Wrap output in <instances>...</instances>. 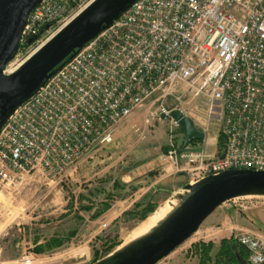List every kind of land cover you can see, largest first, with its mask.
Returning a JSON list of instances; mask_svg holds the SVG:
<instances>
[{"label":"built area","instance_id":"built-area-1","mask_svg":"<svg viewBox=\"0 0 264 264\" xmlns=\"http://www.w3.org/2000/svg\"><path fill=\"white\" fill-rule=\"evenodd\" d=\"M86 1L41 0L18 42L65 23ZM141 107L146 128L133 131L144 139L164 127L160 162L191 184L232 169L264 171V0H134L0 126V181L65 173L113 142ZM173 110L204 135L187 150L177 145L184 133ZM212 127L222 144L211 156L200 142ZM230 237L247 251V264H264L263 235L235 230Z\"/></svg>","mask_w":264,"mask_h":264},{"label":"rangeland","instance_id":"rangeland-1","mask_svg":"<svg viewBox=\"0 0 264 264\" xmlns=\"http://www.w3.org/2000/svg\"><path fill=\"white\" fill-rule=\"evenodd\" d=\"M92 1L87 0L84 2V5H81L73 11L71 17L65 23L54 24L51 28L49 27L50 29L47 32L39 36L38 39H33L31 43H22L19 41L16 51L8 62L7 73L10 74L17 70L23 64V61L44 45ZM10 70L13 71L8 72ZM144 113V107L136 109L117 128H122L124 126L123 124L126 125L128 122L134 121V119L140 120L143 123ZM120 128L118 129L119 132L121 130ZM125 130L126 132H122L124 137L123 141H121L120 136L119 142L116 140L115 136L118 133L116 134L117 131H115L113 142L105 146L99 145L96 147L99 149V154H101L95 155L97 156V161H100L104 157L105 159L100 163L108 164L112 160V155L118 156L128 149H132L135 145L140 147V144L145 141L139 139L137 133H134L131 129L126 128ZM163 130L165 129L156 126L154 131L156 133H162ZM211 131L215 133L213 127ZM128 136L129 138H127ZM163 147L164 145L161 146L160 152L163 151ZM218 148L219 143H217ZM100 163L96 162L95 166L99 167L101 165ZM44 177L45 175L35 173L30 176H25L22 181L14 183L0 181V264H111L120 260L119 257L113 256L111 253L116 246L122 243V240L130 231L145 220L150 213L155 211L164 200L180 197L183 194L179 195V193L184 192L185 189H189L187 186L184 187L183 191L178 193L157 197L155 199V209L143 220L124 219L121 216L117 223L108 224L105 229H102L99 225L106 220L99 219L97 223H92L87 217H96L101 209L91 211L92 206L87 203L95 202L96 197L89 198L85 195L81 197L82 194L80 192L84 188L83 184L85 182L80 187L74 181L64 180L60 183H54ZM193 184L189 182L188 185ZM91 195L93 196V194ZM66 198L67 202L64 203V199L66 200ZM83 199L85 201L82 202ZM171 199L163 205L169 203ZM232 199L216 207L203 220L194 234L156 264H166L170 261L171 255L176 254L183 261L197 264L199 262V255L194 252L193 245L199 241H210L213 243L210 255L211 262H214L221 239H229L231 247H240L230 237L235 230H252L264 236V195L241 194ZM63 208L67 209L65 213L66 222H70L69 225L72 229V234L66 239V242L62 241L59 245L47 250L45 253L42 252V254L34 250V246L26 248L27 245L24 244V247H21L23 253L20 248H17L20 245L17 247H15L16 245L14 246L18 242L19 236H24L31 240L34 235L46 232V226L39 227L38 225H34V223L41 221L45 223L62 218L61 216L63 214H60V211ZM6 233H8L7 236ZM6 237L9 239V242H7ZM114 241H117L118 244L109 250L107 247ZM28 251L31 252L28 253ZM94 251L102 256L95 261ZM241 260L247 264L244 259L241 258Z\"/></svg>","mask_w":264,"mask_h":264},{"label":"water","instance_id":"water-1","mask_svg":"<svg viewBox=\"0 0 264 264\" xmlns=\"http://www.w3.org/2000/svg\"><path fill=\"white\" fill-rule=\"evenodd\" d=\"M41 0H0V126L12 111L94 34L107 26L134 0H93L44 45L30 55L13 73L3 69L17 49L21 31L30 10ZM33 38L28 40L31 43ZM184 135L177 139L182 150L193 139L202 140L190 118L171 111ZM191 197L182 212L129 259L111 264H156L194 234L203 220L225 201L249 189H264V171L232 169L202 178L188 185ZM245 264L235 247H231Z\"/></svg>","mask_w":264,"mask_h":264},{"label":"crops","instance_id":"crops-1","mask_svg":"<svg viewBox=\"0 0 264 264\" xmlns=\"http://www.w3.org/2000/svg\"><path fill=\"white\" fill-rule=\"evenodd\" d=\"M135 124L141 128H146L140 120L134 119V121L128 122L126 125L123 124L122 128L119 127L121 129L120 132L119 128L116 129V131L118 130L116 132L118 134L115 136L116 140L119 142L120 136L121 141H123L122 132H126V128L133 131L132 126ZM158 127L164 129L160 125ZM154 130L152 131L153 133L151 131L147 133L146 138L141 139L145 141L140 144V147L135 145L132 149L130 148L118 156L112 155V160L108 164L100 163L103 162L104 157L100 161H97V156L95 155L101 154L98 152L99 149L96 148L78 166L68 169L61 175H49L42 172H36V174L45 175V179H49L50 182L54 183L69 180L78 183L81 187V184L85 182L83 184L84 188L80 192L82 194L81 197L83 195L89 198L96 197L95 202L87 203L92 206L91 211L101 209L96 217L87 216L91 220L89 221L97 223L99 219H104L108 224H115L120 220L122 214L132 209L136 203H141L142 206L146 203L155 204L157 197L183 191L184 187H187L189 184L186 175L176 172L172 165H163L160 162L159 152L161 146L164 145L162 150L166 147V133L164 130L162 133H156ZM200 144L202 145V150L212 156L217 149L216 134L208 131L205 139ZM96 162L101 165L99 167L95 166ZM188 191L189 189H185L179 195L185 194ZM170 199L164 200L159 206ZM83 201L85 200L83 199ZM66 202L67 198L66 200L64 199V203ZM105 205H108V207L104 208ZM66 211V208L61 209L60 214H63L62 218H58L55 221L34 223V225H38L39 227L46 226L47 231L34 235L31 240L24 236H19L18 239L20 241L18 240L14 246L20 245L17 247L20 249L24 244L27 245L26 248H30L31 246H34V248L38 247L40 249L39 254H42V252L45 253L47 250L59 245L62 241L66 242V239L72 234L70 222H66ZM34 218L33 220H35ZM7 242H9V239H7ZM21 251L23 253V249ZM30 252L28 251V253ZM171 256L170 261L166 264H196L194 262L183 261L177 254Z\"/></svg>","mask_w":264,"mask_h":264},{"label":"bare ground","instance_id":"bare-ground-1","mask_svg":"<svg viewBox=\"0 0 264 264\" xmlns=\"http://www.w3.org/2000/svg\"><path fill=\"white\" fill-rule=\"evenodd\" d=\"M11 71L13 70L8 72ZM241 194L264 195V189H249L239 193V195ZM190 197L191 192L189 190L187 193L181 195L180 197H175L166 205H162L150 213L145 220L139 223L126 235V237L122 240V243L116 246L111 254L119 257L121 260L132 257L134 252L141 248L148 241V239L157 235L170 221L175 219L182 212L183 207Z\"/></svg>","mask_w":264,"mask_h":264},{"label":"trees","instance_id":"trees-1","mask_svg":"<svg viewBox=\"0 0 264 264\" xmlns=\"http://www.w3.org/2000/svg\"><path fill=\"white\" fill-rule=\"evenodd\" d=\"M66 60V59H65ZM219 145L222 144V140L218 141ZM166 147L164 148V150ZM154 203H146L144 206H142L141 203H136L134 207L128 211H125L122 214V217L128 218V219H136L137 221L145 219V217L152 212L155 209ZM108 207V205H105L104 208ZM118 242L114 241L112 242L107 248L109 250L117 245ZM213 247L212 242H203L199 241L193 245L194 252L199 255V262L198 264H240L238 262V259L236 258V255L234 251L231 249V243L229 239H221L218 252L216 253L214 262H211V255L210 251ZM34 250L37 252H40V249L38 247H35ZM239 256L244 259L247 263V251L243 247H237L236 248ZM94 261L98 260L102 256L98 254L96 251H94Z\"/></svg>","mask_w":264,"mask_h":264}]
</instances>
